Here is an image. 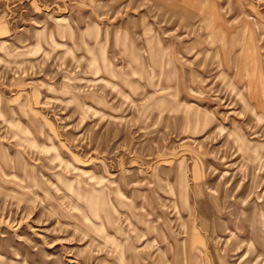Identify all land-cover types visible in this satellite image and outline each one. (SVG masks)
<instances>
[{
    "label": "rangeland",
    "instance_id": "374dc122",
    "mask_svg": "<svg viewBox=\"0 0 264 264\" xmlns=\"http://www.w3.org/2000/svg\"><path fill=\"white\" fill-rule=\"evenodd\" d=\"M263 111L264 0H0V264H264Z\"/></svg>",
    "mask_w": 264,
    "mask_h": 264
},
{
    "label": "bare ground",
    "instance_id": "6f19581e",
    "mask_svg": "<svg viewBox=\"0 0 264 264\" xmlns=\"http://www.w3.org/2000/svg\"><path fill=\"white\" fill-rule=\"evenodd\" d=\"M261 91H262V90H261ZM260 94H261V93H260ZM261 95H262V94H261ZM252 112H253V114H254V116H255L256 118H258V119L260 118L259 115L257 114V112L254 111V108L252 109ZM263 112H264V111H263ZM262 114H263V113H262ZM196 118H197V117H196ZM196 118H195V119H196ZM252 151L254 152V149H252Z\"/></svg>",
    "mask_w": 264,
    "mask_h": 264
}]
</instances>
